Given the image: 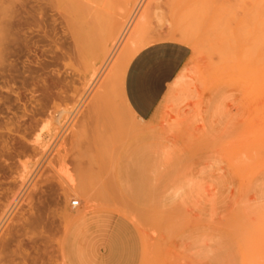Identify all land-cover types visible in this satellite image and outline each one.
<instances>
[{
  "label": "rangeland",
  "instance_id": "1",
  "mask_svg": "<svg viewBox=\"0 0 264 264\" xmlns=\"http://www.w3.org/2000/svg\"><path fill=\"white\" fill-rule=\"evenodd\" d=\"M19 1L21 3L18 0H0V28L8 21V25L0 29V225L2 224L0 242L4 243L16 231L18 236H23L25 239L21 238V243L19 237L20 241L17 244L13 241V246L12 244L10 246L11 250L18 253V257L10 255L6 257L8 254L4 255L0 244V259H3V262L2 260L0 262L2 264H264V67L260 68L258 62L235 57L234 53L230 56L227 54L225 44L214 40L221 36L241 34L240 31L244 28L252 30L256 26L254 23L261 14L258 11L263 4L256 7L252 0H195L194 2L193 0L191 2L190 0H157L158 2L146 0L143 9L147 8L145 9L147 13L152 10L148 13L150 15L147 16L148 23L145 25L146 29L142 30L143 34L167 36L175 32L187 33V35L193 33L192 35L196 34L204 43L200 47L201 50L191 48L192 56L178 76L180 82L177 95L185 87L180 102L178 101L180 95L178 98H171L164 103L155 118L148 123H142L127 112L125 107L127 102L122 95L120 83L114 79V73L117 66H120L127 41L123 43L112 62L108 60L110 53L105 57L106 59L104 58V63L99 59L95 61L93 58L96 56L93 55V57L91 55L87 58L82 57L85 55L81 56L78 46L76 47V32L73 33L72 29H69L70 24L66 22L68 20L64 22L60 14L54 12L55 10L49 11L47 15L49 18L43 16L45 12L40 11L37 0H24L25 4L22 3L23 0ZM27 2L31 4L26 6L27 11L31 6V11H25L28 14L31 12V15H27L30 16L29 19L24 17V11L19 10L23 9V4H29ZM82 2L88 7L91 4L90 8L93 6L89 14L86 13L90 17L85 14L89 25L98 23L99 19L104 20L102 22L106 26L101 21L99 22L102 26L99 25L100 23L94 26L95 29L97 26L96 30L104 27L105 30L102 28L100 33L99 31L97 33L106 34L108 31L106 36L116 34L120 36L126 30L137 5L133 0H82ZM104 5L109 7L104 8ZM33 6L39 9L36 11ZM106 8L109 10L107 11ZM225 9L227 12L224 11ZM100 10L102 13H99ZM20 14L22 18H18L21 17ZM53 14L58 16L55 17ZM31 17L38 18L42 27H39L38 22H35L36 19ZM260 17L263 18L262 15ZM23 18L29 21L32 19L35 23L27 22L25 27ZM92 18L97 19V22ZM262 18H259L260 21L264 20ZM112 20L115 22L112 23ZM85 21L82 25L89 27ZM134 30L135 27L129 33H133ZM21 33L24 35L22 36ZM18 35L21 39L17 38ZM17 39L22 43L18 44ZM65 39L66 43L63 42ZM53 40L56 42L54 43ZM43 41H45L44 45ZM56 43L59 45L55 46ZM70 43L75 45L71 46ZM13 45H15L14 49ZM60 45L67 48L63 50L66 53L60 50ZM203 47L206 53L208 51L210 55L214 53L213 56L211 55L213 58L209 54L205 55V50L202 51ZM43 50L46 51L42 53ZM14 51L18 53V57ZM52 53L57 54L56 57ZM58 55L67 58L64 60L65 58L59 56L61 58L59 60ZM74 56L79 57V60L74 61L76 58ZM205 56H209L208 59ZM81 57L87 59V62L85 61L87 65L84 59H80ZM209 59L213 62L210 60V63ZM57 60L59 62H56ZM117 61L119 63H116ZM41 63L42 66L39 65ZM82 67L83 71H81ZM109 77L112 80L109 83V88L112 89L111 98L109 95V98H106L108 96L104 94L105 89L103 90L102 86H105L103 82L107 85L108 81H111ZM56 78L61 79L56 80ZM259 79L263 82L259 83ZM59 81V88L65 89L66 96L69 95L68 99L61 100L57 97ZM45 85L50 88L49 99L42 98ZM32 90H37L35 95ZM6 98H9L11 103ZM105 100L107 103L104 102ZM42 102L45 105L49 104V107ZM23 105H26V108ZM118 121L125 125L122 126ZM131 126L135 128L132 129ZM137 127L144 128V131H139L137 134L138 130H135ZM133 130L136 132L135 135ZM104 136L112 140L110 145L108 140L107 143L103 139L107 143L105 145L103 141L100 142ZM36 138L42 140V143L37 145ZM102 145L110 148L105 149L108 156ZM103 151L107 158L103 155ZM69 182L84 183L83 185H86L84 187L88 185L89 193L86 192L94 198L92 204L95 211L87 212V206L86 210L83 208L85 207L83 201L77 195L70 193ZM108 189L112 190V193ZM103 191H106V194ZM16 198L19 200L17 209L15 208L16 211L14 210L12 216H8L6 207ZM74 201H79L80 206L73 207ZM4 209L7 211L5 212ZM81 210L87 212L82 215L83 217L77 215ZM38 216L43 222L36 221ZM5 220L9 222L6 223ZM34 229L35 231L39 229L37 238L36 232L32 231ZM31 234L34 237L31 236L30 239ZM21 246L22 252L27 255L21 252L19 249ZM20 252L26 260L19 257ZM14 257L15 260L12 261Z\"/></svg>",
  "mask_w": 264,
  "mask_h": 264
},
{
  "label": "bare ground",
  "instance_id": "2",
  "mask_svg": "<svg viewBox=\"0 0 264 264\" xmlns=\"http://www.w3.org/2000/svg\"><path fill=\"white\" fill-rule=\"evenodd\" d=\"M22 1V0H21ZM96 1V0H95ZM100 1V0H99ZM111 1H113V0H111ZM134 2H136L137 3V5H136V8H135V10L133 11V14H132V16H131V18H130V20H129V22H128V24H127V27H126V30L120 35V36H117V34L116 35H110V36H106L107 35V33H108V31H106L107 33L106 34H104L103 32H101V33H103L104 34V36H103V34H98L97 32L99 31V33H100V31H101V29L102 28H104V27H98V28H100V29H98V30H96L97 29V26H96V29H95V24H98V23H100L99 21H101V19H99V21H98V23H90L91 25H89V23H88V18L87 17H85V14L86 13H88L89 14V11L91 10V8H93V6L90 8V5H89V7L88 6H85L84 4H83V2H82V0H37V3L39 4V8L41 9L40 11H44L45 12V15H43V16H47L50 12V10H55L54 12H56V13H59L60 14V17H62L61 19L63 20L64 19V22H65V20H68V21H66L67 23H68V25H69V29H72V31H73V33L74 32H76V47L78 46V49H79V51H80V53H81V56L82 55H85V56H82V57H85V58H87L89 55H93V56H96V58H93L94 60L95 59H99V60H103V63H104V58L105 57H107V55H109V53H110V55H109V57H108V60H109V62H110V60H111V62H112V60H114V58H115V56L117 55V53H119V50H120V48H121V46H123V43L124 42H126L127 41V46L126 45H124V47H126V49H125V51H124V55H123V57L121 58V62H120V66L118 65L117 66V68H116V71H115V75H114V79L116 80V81H118L119 83H120V86H121V89H122V95H124V83H125V77H126V73H127V70H128V68H129V65H130V63L132 62V60L140 53V52H142L144 49H146V48H148V47H150V46H152V45H156V44H160V43H166V42H171V43H178V44H182V45H184V46H187V47H189L190 49L191 48H193V49H200L201 50V48L200 47H202V45H203V43L204 42H202L201 41V39H200V37H197V35L195 36V35H192L191 33H188V35H187V33H179V34H177L176 32L175 33H171V34H169V35H167V36H148L147 34H143V32H142V30H144V28H145V25H146V23H148L146 20H148L147 19V16H149L150 14H148L147 13V11H145V9H147V8H145V9H143L144 8V5H145V2H146V0H133ZM151 1V0H150ZM157 1V0H156ZM195 0H193V2H194ZM199 1V0H198ZM202 1V0H201ZM253 2L252 3H254L255 4V6L256 7H259L261 4H263V5H261L260 6V8L261 9H259V14H260V12H261V14L259 15V18H262V17H260L261 15L263 16V18H264V0H252ZM17 2V1H16ZM18 2L19 3H21L19 0H18ZM98 2V1H97ZM129 2V1H128ZM158 2V1H157ZM169 2V1H168ZM190 2H191V0H190ZM227 2V1H226ZM22 3H24L25 4V2H24V0H23V2ZM27 3H29V4H27ZM26 4L27 5H24L23 4V9H21L20 7H22L21 5H20V7L19 6H17L18 8H20L19 10L21 11H27L26 9L28 8V7H26V6H28V5H31L30 4V2H27ZM35 3H36V1H35ZM104 3H105V1H104ZM108 3H110V2H108ZM114 3V2H113ZM120 3V2H119ZM133 3V2H132ZM135 3V4H136ZM148 3V2H147ZM153 3V2H152ZM185 3H186V1H185ZM189 3V2H188ZM198 3V2H197ZM197 3H196V5H197ZM17 4V3H16ZM32 4H33V2H32ZM106 4V3H105ZM112 4V3H111ZM121 4V3H120ZM158 4V3H157ZM180 4H181V2H180ZM192 4V3H191ZM222 4H223V2H222ZM225 4V3H224ZM260 4V5H259ZM8 5V4H7ZM6 5V6H7ZM93 5V4H92ZM150 5V4H149ZM154 5V4H153ZM160 5V4H159ZM165 5V4H164ZM186 5V4H185ZM185 5H184V7H185ZM189 5V4H188ZM14 6V5H13ZM13 6H10L11 8H13ZM35 6V5H34ZM33 6V8H35ZM103 6V5H102ZM106 6H108V5H104V8L106 7ZM110 6H112V5H110ZM157 6V5H156ZM172 6V5H171ZM191 6V5H190ZM251 6V5H250ZM9 6H7V8H8ZM16 7V8H17ZM109 7V6H108ZM150 7V6H149ZM152 7V6H151ZM160 7H162V6H160ZM168 7V6H167ZM180 7H183V6H181L180 5ZM179 7V8H180ZM196 7V6H195ZM198 7V6H197ZM236 7V6H235ZM238 7H240V6H238ZM254 7V6H253ZM30 8H31V6H30ZM30 8L28 9V11L30 10ZM36 8H37V4H36ZM35 8V10L37 11L38 9H36ZM103 8V10H105ZM111 8H113V7H111ZM132 8H134V6H132ZM153 8V7H152ZM157 8V7H156ZM162 8H164V7H162ZM166 8V7H165ZM186 8V7H185ZM190 8V7H189ZM221 8H222V5H221ZM229 8V7H228ZM244 8V7H243ZM9 10H10V8H8ZM107 9V8H106ZM125 9H127V8H125ZM129 9V8H128ZM169 9V8H168ZM181 9H183V8H181ZM181 9H179L180 11H181ZM190 9H192V8H190ZM197 9V8H196ZM253 9V8H252ZM8 10V11H9ZM18 10V11H19ZM34 10V11H35ZM97 10H98V8H97ZM109 9H107V11H108ZM157 10V9H156ZM161 10V9H160ZM159 10V11H160ZM217 10H219V9H217ZM246 10V9H245ZM245 10H243V12L245 11ZM27 11V12H28ZM31 11V10H30ZM58 11V12H57ZM126 11V10H125ZM153 11H154V9H153ZM159 11H157V12H159ZM162 11V10H161ZM178 11V10H177ZM222 11V10H221ZM224 11H226V9L224 10ZM254 11V10H253ZM6 12H7V9H6ZM13 12V11H12ZM27 12H25V13H23L24 14V17H28L27 15H31L30 13L28 14ZM32 12H33V10H32ZM102 13V11L100 10L99 11V13ZM127 12V11H126ZM227 12V11H226ZM229 12V11H228ZM42 13V12H41ZM51 13H53V12H51ZM93 13V12H92ZM103 13H105V12H103ZM113 13V12H112ZM151 13V12H150ZM154 13H155V11H154ZM250 13H252V12H250ZM18 14V13H17ZM37 14H38V12H37ZM88 14H86V16L88 15ZM119 14H121V13H119ZM123 14V13H122ZM125 14V13H124ZM157 14V13H156ZM3 15H5V13L3 14ZM21 15V14H20ZM26 15V16H25ZM36 15V14H35ZM34 15V16H35ZM41 14H39V16H40ZM54 15V14H53ZM57 16H58V14H56ZM56 15H54L55 17H56ZM100 15H103V14H100ZM115 15H117V14H115ZM153 15H155V14H153ZM152 15V16H153ZM238 15V14H237ZM6 16H8V14L6 15ZM33 16V15H32ZM38 16V17H39ZM89 17H90V15H88ZM95 16V15H94ZM98 16H99V14H98ZM105 16V15H104ZM112 16V15H111ZM236 16V15H235ZM253 16V15H252ZM257 16V15H256ZM256 16H254V17H256ZM30 17V16H29ZM29 17H28V19H29ZM48 17V16H47ZM53 17V16H52ZM85 17V18H84ZM103 17V16H102ZM102 17H98V18H102ZM113 17V16H112ZM116 17V16H115ZM13 18V17H12ZM16 18V17H15ZM18 18H22V15H21V17L19 16ZM17 18V19H18ZM32 18V17H31ZM33 18H35L36 19V17H33ZM32 18V19H33ZM49 18V17H48ZM95 18H96V16H95ZM95 18H92V19H95ZM128 18V17H127ZM251 18V17H250ZM259 18H257L258 20H256V22L254 23L256 26L252 29V30H250V29H246V28H242V24L240 25L241 26V28L243 29H241L240 28V30H242V31H240L241 32V34H233V35H231V36H224V37H222L221 36V38H216V39H214V40H216V41H219V42H223L224 44H225V46L227 47V54H229L230 56H231V53H234L235 54V57H237V56H239V57H241V58H245V59H247V60H250V61H254V62H258L259 63V67L261 68V67H264V20L263 21H260L261 19H259ZM262 18V19H263ZM24 19V26L27 24V22H31L32 21V19L29 21L27 18H23ZM38 19V18H37ZM36 19V20H37ZM51 19V18H50ZM55 19V18H54ZM57 19V18H56ZM59 19V18H58ZM60 19V20H61ZM113 19V18H112ZM118 19V18H117ZM239 19V18H238ZM11 20V19H10ZM15 20V19H14ZM35 20V22H38V20L36 21ZM40 20V19H39ZM61 20V21H62ZM87 21V23H88V25H89V27H84L83 25H82V22L84 23V21ZM97 19H95L94 21L95 22H97L96 21ZM105 20H106V17H105ZM108 20H109V18L107 19V22H108ZM111 20V19H110ZM121 20V19H120ZM254 20H255V18H254ZM7 21V20H6ZM13 21V20H12ZM12 21H10L12 24H13V22ZM16 21V20H15ZM44 21V20H43ZM51 21V20H50ZM57 21V20H56ZM55 21V22H56ZM61 21H60V23H61ZM85 21V22H86ZM102 21H104L103 19H102ZM101 21V22H102ZM113 21V20H112ZM111 21V22H112ZM119 21V20H118ZM245 21H247V20H245ZM258 21V22H257ZM9 22V23H10ZM23 22H21V24L23 23ZM35 22H31L30 24H32V23H35ZM49 22V21H48ZM73 23L72 24V26H71V23ZM91 22H93V20L91 21ZM106 22V23H107ZM115 21H113L112 23H114ZM250 22V21H249ZM7 23H8V21H7ZM7 23H5L4 22V25L3 26H7L8 24ZM16 23H18L19 24V22H16ZM29 23H28V25H29ZM45 23H46V19H45ZM57 23H59L58 21H57ZM86 23V24H87ZM6 24V25H5ZM20 24V26H22ZM38 24L40 25V24H42V23H39L38 22ZM86 24H84V25H86ZM102 24H103V22H102ZM102 24L100 23L99 25L100 26H102ZM108 24V23H107ZM244 24V23H243ZM14 25H17V24H14ZM13 25V26H14ZM37 25V24H36ZM39 25H37V26H39ZM48 25V24H47ZM67 25V24H66ZM65 25V26H66ZM104 26H106V24H103ZM174 24L172 23V26H173ZM177 25V24H176ZM175 25V27L177 28V26ZM3 26L1 27V28H3ZM11 26V25H10ZM10 26H8V28L10 27ZM12 26V27H13ZM31 27H32V25H30ZM29 26V27H30ZM34 26V25H33ZM87 26V25H86ZM108 26H110V25H108ZM113 26H116V25H113ZM181 26V25H180ZM248 26H249V24H248ZM15 27V26H14ZM26 27V26H25ZM25 27H23V28H25ZM36 27V26H35ZM39 27H42L41 25L39 26ZM55 27H56V25H55ZM67 27V26H66ZM65 27V28H66ZM135 27V32L133 31V33H129L130 32V30L132 29V28H134ZM185 27V26H184ZM253 27V26H252ZM0 28V29H1ZM7 28V29H8ZM16 28V27H15ZM15 28H13V29H15ZM21 29H22V27H20ZM38 28V27H37ZM64 28V29H65ZM110 28H111V26H110ZM148 28H150V26L148 27ZM217 28V27H216ZM230 28V27H229ZM17 29V28H16ZM62 29H63V27H62ZM67 29V28H66ZM65 29V30H66ZM146 29V28H145ZM223 29H224V27H223ZM239 29V28H238ZM12 30V29H11ZM20 30V29H19ZM30 31H31V29H29ZM28 30V31H29ZM53 30H54V28H53ZM104 30H105V28H104ZM106 30H107V27H106ZM162 30V29H161ZM177 30V29H176ZM207 30V29H206ZM212 30V29H211ZM4 31V30H3ZM6 32H8L7 30H5ZM17 31H18V29H17ZM50 31V30H49ZM69 31V30H68ZM183 31V30H182ZM208 31V30H207ZM222 31H224V30H222ZM237 31V30H236ZM10 32V31H9ZM14 32V31H13ZM39 32H41V31H39ZM52 32V31H51ZM105 32V31H104ZM109 32H110V30H109ZM142 32V33H141ZM210 32V31H209ZM213 32V31H212ZM211 32V33H212ZM216 32V31H215ZM215 32H213V33H215ZM233 32V31H232ZM1 33H2V31H1ZM18 33H20V31H18ZM34 33V32H33ZM41 33H43V31L41 32ZM71 33V32H70ZM69 33V34H70ZM115 33V32H114ZM229 33V32H228ZM235 33V32H234ZM11 35H13L12 33H10ZM22 34V36L24 35L23 33H21ZM39 34V33H38ZM46 34V33H45ZM59 34V33H58ZM65 34H66V32H65ZM68 34V33H67ZM190 34V35H189ZM201 34V33H200ZM207 34V33H206ZM4 35V34H3ZM2 35V36H3ZM5 35H6V39H7V34L5 33ZM16 35V34H15ZM26 35V34H25ZM47 35V34H46ZM50 35H52V33H50ZM55 35H56V33H55ZM62 35H63V33H62ZM162 35V34H161ZM212 35V34H211ZM216 35V34H215ZM214 35V36H215ZM221 35V34H220ZM8 36H9V34H8ZM21 36V35H20ZM30 36V35H29ZM39 36V35H38ZM49 36V35H48ZM200 36V35H199ZM208 36V35H207ZM206 36V37H207ZM219 36V35H218ZM4 37V36H3ZM13 37V36H12ZM31 37V36H30ZM40 37V36H39ZM46 37V36H45ZM44 37V39H46ZM52 37V36H51ZM59 37V36H58ZM57 37V38H58ZM61 37V36H60ZM2 38V37H1ZM14 38H16V36H14ZM17 38H20L19 37V35L17 36ZM26 38V37H25ZM56 38V37H55ZM211 38V37H210ZM214 38V37H213ZM4 39V38H3ZM21 39V38H20ZM20 39H19V41H20ZM36 39V38H35ZM39 39H41V37L39 38ZM43 38H42V40H44ZM50 40H51V38H49ZM61 39V38H60ZM2 40V39H1ZM9 40H11V39H9ZM24 40V39H23ZM38 40V39H37ZM56 40V39H55ZM64 40V39H63ZM68 40V39H67ZM70 40V39H69ZM214 40H213V42H214ZM29 41V40H28ZM208 41V40H207ZM211 41V40H210ZM209 41V42H210ZM5 42V41H4ZM12 42H13V40H12ZM14 42H15V39H14ZM17 42H18V39H17ZM24 42V41H23ZM26 42V41H25ZM52 42V41H51ZM51 42H49V44H51ZM53 42L55 43L56 41H54L53 40ZM58 42V41H57ZM60 42H61V40H60ZM64 43H66V39H65V41H63ZM62 42V44H64ZM206 42V41H205ZM218 42V43H219ZM3 43V42H2ZM2 43H1V47H2ZM20 43H22V41L20 42ZM19 42H18V44H20ZM28 42H26V44H27ZM37 42H35V44H36ZM68 43V42H67ZM223 43L221 44V46H223ZM4 44V43H3ZM7 44V43H6ZM8 44H10L9 42H8ZM13 44H15V43H13ZM34 44V43H33ZM37 44H42V43H37ZM45 44V41H43V45ZM22 45V44H21ZM20 45V46H21ZM24 45H25V43H24ZM28 45V44H27ZM46 45H48V44H46ZM56 45H59V44H55V46ZM70 45H71V43H70ZM69 45V46H70ZM75 45V44H74ZM73 44L71 45V46H74ZM211 45V44H210ZM217 45V44H216ZM10 46V45H9ZM9 46H8V48H9ZM29 46H30V44H29ZM32 46V45H31ZM37 46V45H36ZM50 46V45H49ZM55 46H54V48H55ZM61 46V45H60ZM59 46V47H60ZM65 46H66V44H65ZM209 46V45H208ZM5 47H6V45H5ZM14 47H15V45H13V49H14ZM17 47V46H16ZM40 47V46H39ZM59 47H57L58 48V50H59ZM63 47H64V45H63ZM62 46L60 47V50L61 51H63L65 48H63ZM66 47H68V46H66ZM124 47H123V49H124ZM205 47H206V45H205ZM211 47V46H210ZM23 48V47H22ZM24 48H25V46H24ZM28 48V47H27ZM26 48V49H27ZM31 48V47H30ZM45 48V47H44ZM50 48V47H49ZM53 48V46L51 47V49ZM61 48H63V49H61ZM70 48V47H69ZM75 48V47H74ZM5 49V48H4ZM7 49V48H6ZM19 49H21V48H19ZM32 49V48H31ZM35 49V48H34ZM42 49H43V47H42ZM67 49V48H66ZM65 49V50H66ZM207 49V48H206ZM220 49V48H219ZM10 50H12V48H10ZM69 50V49H68ZM74 50V49H73ZM205 49H204V47L202 48V51H204ZM5 51V50H4ZM3 51V52H4ZM9 51V50H8ZM22 51V50H21ZM30 51H32V50H30ZM44 51H46V50H43L42 51V53L44 52ZM48 51V50H47ZM52 51V50H51ZM51 51H49V52H51ZM55 51H57L56 50V48H55ZM70 51H71V49H70ZM122 51V50H121ZM6 52V51H5ZM12 52V51H11ZM11 52H9V53H11ZM16 52H18L17 50H16ZM27 52V51H26ZM60 52V51H59ZM64 53H66L65 51H63ZM69 52V51H68ZM209 53H210V51H208ZM206 53V50H205V55L206 54H209V53ZM14 53H15V51H14ZM19 53V52H18ZM18 53H15L16 54V56L18 57ZM46 53V52H45ZM62 53V52H61ZM63 53V54H64ZM79 53V52H78ZM198 53V52H197ZM203 53V52H202ZM221 53V52H220ZM47 54H48V52H47ZM50 54V53H49ZM70 54V53H69ZM71 54H73V53H71ZM75 55H77L76 53H74ZM121 54H119V55H121ZM217 54V53H216ZM226 54V55H227ZM7 55H8V53H7ZM10 55V54H9ZM20 55V54H19ZM23 55V54H22ZM46 55V54H45ZM52 55H53V53H52ZM55 55H57V54H55ZM55 55H53V56H55ZM118 55V56H119ZM210 55V54H209ZM212 55V54H211ZM211 55H210V57H211ZM213 55H214V53H213ZM212 55V56H213ZM10 56H12V55H10ZM49 56V55H48ZM60 55H58V57H59ZM70 56V55H69ZM79 56V55H78ZM92 56V57H93ZM1 57V56H0ZM13 57V56H12ZM24 57V56H23ZM41 57V56H40ZM43 57V56H42ZM56 57V56H55ZM61 57V56H60ZM59 57V58H60ZM71 57H72V55H71ZM77 58V56H74V58ZM80 58V59H84V58ZM92 57H91V59H92ZM208 57L209 56H205V58H207L208 59ZM27 58H28V56H27ZM30 58L32 59V57L30 56ZM62 59H64V60H66V58H67V56H64V58H63V56L61 57ZM61 58L59 59V60H61ZM75 58V59H76ZM79 58V57H78ZM74 59V61H77V60H79V59ZM211 58H213V57H211ZM231 58V57H230ZM23 59V58H22ZM40 59V58H39ZM42 59V58H41ZM48 59V58H47ZM71 59V58H70ZM90 59V58H89ZM106 59V58H105ZM118 58H116V60H117ZM30 60V59H29ZM36 60V59H35ZM50 60V59H49ZM53 60V59H52ZM56 60V59H55ZM55 60H53V61H55ZM87 60V59H86ZM85 59L83 60L84 62L86 61ZM210 60H212V59H209V62L211 63V61ZM221 60V59H220ZM7 61V60H6ZM38 61V60H37ZM72 61V60H71ZM90 61V60H89ZM93 61V60H92ZM96 61V60H95ZM208 61V60H207ZM214 61H215V59H214ZM223 61V60H222ZM7 62H9V61H7ZM15 62V61H14ZM23 62V61H22ZM31 62V61H30ZM33 62V61H32ZM52 62V61H51ZM56 62H59L58 60L56 61ZM87 62V61H86ZM85 62V63H86ZM100 62H102V61H100ZM206 62V61H205ZM212 62H213V60H212ZM60 63H62V62H60ZM79 63V62H78ZM90 63V62H89ZM116 63H119L118 61L116 62ZM215 63V62H214ZM55 64V63H54ZM81 64V63H80ZM107 64H108V62H107ZM222 64V63H221ZM3 65V64H2ZM39 65H43L42 63L41 64H39ZM47 65V64H46ZM85 65H87V63L85 64ZM104 65V64H103ZM209 65V64H208ZM211 65H213V64H211ZM218 65H220V64H218ZM6 66V65H5ZM30 66V65H29ZM53 66V65H52ZM56 66V65H55ZM59 66V65H58ZM102 66V65H101ZM114 66V65H113ZM10 67V66H9ZM9 67H8V69H9ZM85 67V66H84ZM98 67V66H97ZM112 67V66H111ZM24 68V67H23ZM42 68H44V67H42ZM46 68V67H45ZM50 68V67H49ZM89 68V67H88ZM30 69V68H29ZM28 69V70H29ZM33 69V68H32ZM32 69H31V71H32ZM41 69V68H40ZM92 69V68H91ZM97 69V68H96ZM109 69V68H108ZM114 69V68H113ZM15 70V69H14ZM35 70V69H34ZM43 70H45V69H43ZM43 70H41V71H43ZM47 70V69H46ZM85 70H86V68H85ZM93 70V69H92ZM38 71V70H37ZM36 71V72H37ZM81 71H83V67H82V69H81ZM96 71V70H95ZM16 72V71H15ZM15 72H14V74H15ZM25 72V71H24ZM101 72H103V71H101ZM113 72V71H112ZM23 73V72H22ZM22 73H20V75L22 74ZM38 73V72H37ZM42 73V72H41ZM83 73V72H82ZM94 73V72H93ZM92 73V74H93ZM10 74V73H9ZM79 74H80V72H79ZM24 75V74H23ZM32 75H33V73H32ZM36 75V74H35ZM45 75V74H44ZM43 75V76H44ZM61 75V74H60ZM110 76H111V73L109 74ZM5 76V75H4ZM13 76V75H12ZM17 76V75H16ZM42 76V77H43ZM58 76V75H57ZM95 76H96V74H95ZM11 77V76H10ZM45 77V76H44ZM63 77H64V75H63ZM62 77V78H63ZM99 77H100V75H99ZM105 77H107V76H105ZM6 78V77H5ZM26 78V77H25ZM28 78V77H27ZM33 78H35L34 76H33ZM37 78V77H36ZM39 78V77H38ZM41 78V77H40ZM83 78V77H82ZM110 78V77H109ZM14 80H15V78H13ZM17 79V78H16ZM58 78H56V80H57ZM59 79H61V78H59ZM58 79V80H59ZM106 79L107 78H105L104 80L106 81ZM2 80V79H1ZM7 80V79H6ZM20 80V79H19ZM47 80V79H46ZM55 80V81H56ZM63 80V79H62ZM67 80H69V79H67ZM110 80H111V78H110ZM29 81V80H28ZM28 81H27V83H28ZM40 81V80H39ZM64 81V80H63ZM41 82V81H40ZM47 82V81H46ZM107 82V81H106ZM110 82H112V80L111 81H108V84L106 85V83L105 82H103V84H105V86H108V87H105V86H102V89L104 90L103 92H104V94H107L106 96H110L111 95V90H110ZM179 79H178V77L176 78V80L170 85V87H169V90H168V92H167V94H166V98H165V102L166 101H168V100H170L171 98H173V97H175V98H178L179 97V95H180V97H179V99H178V101L180 102V99H181V96H182V93H184L185 92V87H183L182 89V91L179 93V95H177L178 94V89H179ZM263 81L261 80V79H259V83H262ZM13 83V82H12ZM76 83V82H75ZM85 83V82H84ZM7 84V83H6ZM14 84V83H13ZM25 84V83H24ZM96 84H97V82H96ZM17 85V84H16ZM31 85V84H30ZM29 85V86H30ZM59 85H60V81L57 83V89L59 88ZM67 85H68V83H67ZM87 85H88V83H87ZM5 86V85H4ZM18 86V85H17ZM25 86H26V84H25ZM32 86V85H31ZM36 87H38L37 85H35ZM39 86H40V84H39ZM48 86V85H47ZM46 85L44 86V92H42L44 95H43V97L42 98H45V99H49L50 97H51V94H50V92H49V89H48V87H47ZM63 86V85H62ZM62 86H60V87H62ZM77 86V85H76ZM114 86V85H113ZM9 87V86H8ZM22 87V86H21ZM20 87V88H21ZM23 87H24V85H23ZM33 87V86H32ZM103 87H105V88H103ZM6 88V87H5ZM11 88V87H10ZM26 88V87H25ZM28 88V87H27ZM52 88V87H51ZM54 88H56V87H54ZM68 88H71V87H68ZM111 88H112V85H111ZM9 89V88H8ZM18 89V88H17ZM36 89V88H35ZM37 89H39V88H37ZM66 89H67V87H66ZM78 89V88H77ZM98 89V88H97ZM107 89H109L110 90V94H109V90H107ZM23 91V89H20V91ZM7 91V90H6ZM10 92H11V90H9ZM19 91V92H20ZM33 91V95H35L36 94V92H37V90H32ZM57 91H59L58 93H57V97L59 98V99H64V98H69L68 96L69 95H67L66 96V92H65V89L64 90H62V89H60L59 88V90H57ZM67 91V90H66ZM101 91V90H100ZM54 92H55V89H54ZM106 92V93H105ZM108 92V93H107ZM12 93V92H11ZM26 93V92H25ZM38 93H39V91H38ZM68 93H69V90H68ZM75 93V92H74ZM8 94V93H7ZM6 94V95H7ZM13 94V93H12ZM14 94H15V92H14ZM19 94V93H18ZM27 94V93H26ZM77 94V93H76ZM101 94H103L102 92H101ZM114 94V93H113ZM32 95V96H33ZM56 95V94H55ZM73 95V94H72ZM81 95V94H80ZM80 95H77V97L79 96L80 97ZM13 96V95H12ZM20 96V95H19ZM102 97L103 96H105V95H101ZM109 96L108 97H106V98H109ZM9 97V96H8ZM34 97V96H33ZM40 96H38V98H39ZM96 97V96H95ZM10 98V97H9ZM9 98L7 99L8 100V102H10L9 101ZM17 98V97H16ZM19 98V97H18ZM21 98V97H20ZM56 98V97H55ZM71 98V97H70ZM74 98V97H73ZM81 98V97H80ZM89 98V97H88ZM100 98V97H99ZM110 98H111V96H110ZM35 99V98H34ZM52 99H53V96H52ZM72 99V98H71ZM15 100V99H14ZM22 100V99H21ZM40 101L42 100V99H39ZM51 100V99H50ZM80 100V99H79ZM100 100H101V98H100ZM110 100V99H109ZM6 101V100H5ZM13 101V100H12ZM29 101H31V99L29 100ZM48 101V100H47ZM53 101V100H52ZM51 101V102H52ZM56 101V100H55ZM60 101V100H59ZM73 101V100H72ZM96 101H98V100H96ZM95 101V102H96ZM103 101V100H102ZM28 102V101H27ZM34 102H36V101H34ZM75 102H76V100H75ZM104 102H106L107 103V100H105ZM114 102V101H113ZM4 103H6V102H4ZM11 103V102H10ZM12 103H15V102H12ZM29 103V102H28ZM43 103V102H42ZM48 103V102H47ZM111 103H112V101H111ZM18 104V103H17ZM27 104V103H26ZM34 104V103H33ZM38 104V103H37ZM36 104V105H37ZM44 104V103H43ZM75 104V103H74ZM100 104V103H99ZM14 105V104H13ZM45 105V104H44ZM49 104H47V105H45L46 107L48 106ZM97 103H95V108H97ZM101 105V104H100ZM35 106V105H34ZM44 106V107H45ZM111 106H113V103L111 104ZM4 107V106H3ZM11 107H13L12 105H11ZM11 107H10V110H11ZM23 107L24 108H26V105H23ZM43 107V108H44ZM45 107V108H46ZM49 107V106H48ZM54 107V106H53ZM110 107V106H109ZM125 107H126V109H127V112L129 113V115L132 117V118H134L135 120H137V121H140V122H142V123H148V121H145V120H142V119H140V118H138L135 114H134V112L131 110V108L129 107V105L126 103L125 104ZM15 108V107H14ZM17 108V107H16ZM42 108V109H43ZM103 108H104V106H103ZM103 108H102V110H103ZM106 108H108V106H106ZM124 108V107H123ZM3 109V108H2ZM38 110H39V108H37ZM47 109V108H46ZM50 109V108H49ZM113 109V108H112ZM116 109V108H115ZM114 109V110H115ZM17 110V109H16ZM18 110H20V109H18ZM38 110H36V111H38ZM44 110V109H43ZM101 110V109H100ZM106 110V109H105ZM109 110V109H108ZM14 111V110H13ZM35 111V112H36ZM110 111V110H109ZM38 113V112H37ZM40 113V112H39ZM115 113H117V112H115ZM25 114V113H24ZM47 114V113H46ZM68 114H70V113H68ZM30 115V114H29ZM48 115H49V111H48ZM116 117H118V116H116ZM16 118V117H15ZM118 118H120V117H118ZM7 119V118H6ZM118 120V119H117ZM121 120V119H120ZM122 121V120H121ZM108 122V121H107ZM118 123L119 124H121L122 126H123V124L124 123H120L119 121H118ZM108 124V123H107ZM117 124V123H116ZM3 125V124H2ZM109 125V124H108ZM108 125L106 126V127H108ZM125 125V124H124ZM130 125V124H129ZM139 126H141L142 127V125H139ZM138 126V127H139ZM0 127H1V123H0ZM8 127H10V126H8ZM12 127V126H11ZM132 127V129L133 128H135V127H133V126H131ZM130 127V128H131ZM137 127V129H135V130H138V131H136L137 132V134L139 133V131L140 132H142V130L144 131V128H141V129H139ZM128 128V127H127ZM146 128V127H145ZM148 128V127H147ZM175 128V127H174ZM15 129V128H14ZM110 129H111V127H110ZM129 129V128H128ZM169 129H171L170 127H169ZM10 130H12V129H10ZM17 130V129H16ZM108 130H109V128H108ZM112 130V129H111ZM135 130H133V132L135 131ZM149 130V129H148ZM164 130V129H163ZM166 130V129H165ZM18 131V130H17ZM21 131V130H20ZM28 131V130H27ZM119 131V130H118ZM120 131H123V130H120ZM177 131V130H176ZM105 132V131H104ZM136 132H134L133 134L135 135V133ZM166 132V131H165ZM23 133H25V132H23ZM120 133V132H119ZM168 133H169V131H168ZM171 133H172V129H171ZM104 134H106V133H104ZM132 134V135H133ZM40 138V137H39ZM39 138H36V143H37V145L42 141H40V139ZM109 137H105L104 136V138L102 137V140H100V142L101 141H103V139H104V141H106V140H108L110 143H108L107 141V143L110 145L111 144V141L108 139ZM35 139V138H34ZM33 139V140H34ZM103 141V142H104ZM20 142V141H19ZM47 142V141H46ZM42 143V142H41ZM40 143V144H41ZM107 143H105L104 142V145L105 144H107ZM103 144V143H102ZM5 145V144H4ZM33 146L34 145H36V144H32ZM45 145V144H44ZM43 145V146H44ZM104 145H102V147H104V149L103 150H105V149H107V150H109L110 148H107V146L105 147ZM23 146V145H22ZM41 146V145H40ZM112 146V145H111ZM14 147V146H13ZM109 147V146H108ZM40 148V147H39ZM38 148V149H39ZM16 151V150H15ZM106 151V150H105ZM105 151H103V155H104V152ZM111 151V150H110ZM2 153V152H1ZM106 153V155H107V151L105 152ZM108 153H109V151H108ZM113 153H114V151H113ZM113 153H112V155H113ZM8 154V153H7ZM14 154V153H13ZM12 154V155H13ZM11 155V154H10ZM102 155V154H101ZM102 155V157H103V159H105L104 158V156L107 158V156L106 155H104L103 156ZM110 155V154H109ZM2 156V155H1ZM115 156V155H114ZM113 156V157H114ZM99 158V157H98ZM110 158V157H109ZM2 159V158H1ZM9 159V158H8ZM12 159H14L13 157H12ZM93 159V158H92ZM95 159V158H94ZM4 160V159H3ZM10 160V159H9ZM108 160V159H107ZM103 161V160H102ZM8 162V161H7ZM25 166V165H24ZM27 168V167H26ZM25 168V169H26ZM107 181V180H106ZM70 183V193H72V194H75V195H77L80 199H81V201H83V203L85 204V207H83L84 209L86 208V206H87V212H88V210H94L93 209V201H94V198L92 199L89 195H88V193H89V191H87V189H88V185H87V187H84V186H86V185H83L84 183H79V182H75V183H77V184H73V182L71 183V182H69ZM79 183V184H78ZM86 183V182H85ZM110 183V182H109ZM73 184V185H72ZM111 184V183H110ZM20 185V184H19ZM72 185V186H71ZM103 186V185H102ZM102 186H100V187H102ZM109 187H111L110 185H108ZM115 187V186H114ZM86 188V189H85ZM112 188V187H111ZM110 188V189H111ZM26 189V188H25ZM91 189V188H90ZM99 189V188H98ZM22 190V189H21ZM100 190V189H99ZM98 190V191H99ZM103 190V189H102ZM117 190V189H116ZM88 193H87V192ZM91 191V190H90ZM108 191H109V189H108ZM107 191V192H108ZM19 192H20V190H19ZM18 192V193H19ZM102 192V191H101ZM104 192V191H103ZM109 192H111L112 193V190L111 191H109ZM119 192V191H118ZM23 193V192H22ZM99 193H100V191H99ZM105 194H106V191L104 192ZM108 194V193H107ZM117 194V193H116ZM21 196V195H20ZM104 196V195H103ZM110 196V195H109ZM108 196V197H109ZM120 196V195H119ZM13 198V196H10V198ZM105 197V196H104ZM107 197V196H106ZM113 196H111V198H112ZM7 198V197H6ZM19 198V197H18ZM18 198H16L15 199V201H14V199H13V202H12V200L10 201V203H9V205H8V207H6V208H8V211H7V215L8 216H12V214H13V212H14V210H15V208H16V206L18 205V203H19V200H18ZM110 198V199H111ZM120 198V197H119ZM18 201V202H17ZM23 202H24V200H23ZM16 204V205H15ZM17 209V208H16ZM19 209V208H18ZM34 210V209H33ZM36 210V209H35ZM41 209H39V211H40ZM4 211H5V209H4ZM5 211V212H6ZM16 211V210H15ZM95 211V210H94ZM29 212V211H28ZM41 212V211H40ZM87 212H85V211H80V213H78L77 215L79 216V217H81L82 215H84V213H86L87 214ZM93 212V211H92ZM18 213V212H17ZM2 214V213H1ZM25 214V213H24ZM37 214H38V212H37ZM39 214H41V213H39ZM5 216V215H4ZM37 216V215H36ZM41 216V215H40ZM7 217V216H6ZM17 217V216H16ZM72 217V216H71ZM76 217V216H75ZM79 217H76V218H79ZM83 217V216H82ZM75 218V219H76ZM3 219V218H2ZM5 219V218H4ZM13 219V218H12ZM18 219H20V217L18 216ZM39 216H38V218L36 217V221L37 222H40V220H42V222H43V219L41 218L39 221ZM9 220V219H8ZM15 220V219H14ZM22 220V219H21ZM20 220V221H21ZM24 220V219H23ZM6 221V220H5ZM5 221H4V223H5ZM16 221H18L17 219H16ZM7 222H9V221H6V223ZM21 222H24V221H21ZM31 224H32V222L31 221H29ZM41 222V223H42ZM1 223V222H0ZM3 223V224H4ZM17 223H19V221L17 222ZM28 223V222H27ZM33 223H35L34 221H33ZM20 224V223H19ZM40 224V223H39ZM2 225V224H1ZM0 225V226H1ZM22 225V224H21ZM24 225H26L25 223H24ZM34 225V224H33ZM33 225H29V226H32L33 227ZM36 225H37V223H36ZM17 226V225H16ZM19 226V225H18ZM9 227V226H8ZM15 227V226H14ZM27 227H28V225H27ZM32 227H30L31 229H32ZM37 227H38V225H37ZM40 227V226H39ZM38 227V228H39ZM3 228H4V225H3ZM22 228V227H21ZM17 229V228H16ZM1 230V229H0ZM15 230V229H14ZM7 231V230H6ZM5 231V233H7ZM20 231H22V230H20ZM19 231V232H20ZM28 231H29V227H28ZM32 231H35V229L34 230H32ZM31 231V232H32ZM37 231H39V229H37ZM37 231H35L36 232V238L37 237H39V235L37 236V233L39 234V232H37ZM35 232H33L34 233V236H35ZM9 233V232H8ZM12 232L10 231V234H11ZM21 233V232H20ZM19 233V234H20ZM30 234V233H29ZM5 235V234H4ZM21 235V234H20ZM22 235H24V233L22 234ZM26 236H27V234H25ZM11 236V238H9V239H4V240H6L4 243H1L0 242V244H2L1 246V248H2V252L3 253H5L4 255H7L6 257H10V256H17L18 257V253L17 252H15V251H13V250H11L10 249V246H11V244H12V246H13V241H15L16 242V244L18 243V241H20L21 240V238H24L23 236H18V231H16V233L14 234V235H10ZM31 236H32V234L31 235H29V237H30V239H31ZM34 236H32V237H34ZM19 237H20V240H19ZM2 239V238H1ZM25 239V238H24ZM15 242H14V244H15ZM34 242V241H33ZM32 242V243H33ZM21 243H22V240H21ZM39 244V243H38ZM45 244L46 245H48L47 244V242H45ZM19 245V244H18ZM21 248H23L22 246L19 248L20 250H21ZM15 249V248H14ZM20 250H18V251H20ZM23 251V249L21 250V252ZM1 252V253H2ZM20 252V253H21ZM14 253V254H13ZM17 253V254H16ZM20 253H19V255H20ZM23 253V252H22ZM21 253V256H19L20 258L22 257V258H24L23 260H26V257H23L24 255H27V254H22ZM1 255V254H0ZM10 255V256H9ZM23 255V256H22ZM1 257V256H0ZM2 258H5V257H2ZM20 258H19V260H20ZM31 258V257H30ZM12 259V258H11ZM36 259V258H35ZM2 260V262H3V259H0V261ZM13 260H15V257H14V259H12V261ZM28 260V259H27ZM6 261V260H5ZM9 261L11 262V260H10V258H9ZM16 261H17V259H16ZM33 261V260H32ZM35 261V260H34ZM33 261V262H34ZM7 263H9L8 261H6ZM27 262V261H26ZM1 263V262H0ZM23 263V262H22ZM2 264V263H1ZM4 264V263H3ZM32 264V263H31Z\"/></svg>",
  "mask_w": 264,
  "mask_h": 264
},
{
  "label": "crops",
  "instance_id": "3",
  "mask_svg": "<svg viewBox=\"0 0 264 264\" xmlns=\"http://www.w3.org/2000/svg\"><path fill=\"white\" fill-rule=\"evenodd\" d=\"M192 51L178 43H160L140 52L130 63L124 83L125 101L145 121L155 118L170 85L189 62Z\"/></svg>",
  "mask_w": 264,
  "mask_h": 264
},
{
  "label": "built area",
  "instance_id": "4",
  "mask_svg": "<svg viewBox=\"0 0 264 264\" xmlns=\"http://www.w3.org/2000/svg\"><path fill=\"white\" fill-rule=\"evenodd\" d=\"M72 206L73 207H79L80 206V202L79 201H74L73 203H72Z\"/></svg>",
  "mask_w": 264,
  "mask_h": 264
}]
</instances>
